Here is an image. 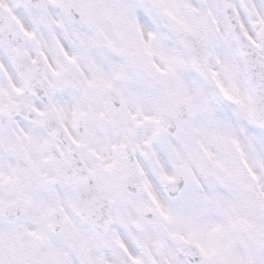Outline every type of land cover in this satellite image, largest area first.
I'll list each match as a JSON object with an SVG mask.
<instances>
[{"label":"snow or ice","instance_id":"obj_1","mask_svg":"<svg viewBox=\"0 0 264 264\" xmlns=\"http://www.w3.org/2000/svg\"><path fill=\"white\" fill-rule=\"evenodd\" d=\"M0 264H264V0H0Z\"/></svg>","mask_w":264,"mask_h":264}]
</instances>
